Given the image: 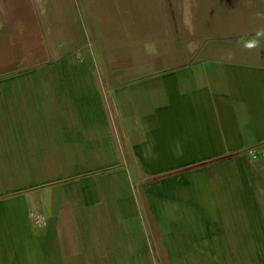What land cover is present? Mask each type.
I'll use <instances>...</instances> for the list:
<instances>
[{"label":"crops","instance_id":"crops-1","mask_svg":"<svg viewBox=\"0 0 264 264\" xmlns=\"http://www.w3.org/2000/svg\"><path fill=\"white\" fill-rule=\"evenodd\" d=\"M0 264H264V0H0Z\"/></svg>","mask_w":264,"mask_h":264},{"label":"rangeland","instance_id":"rangeland-1","mask_svg":"<svg viewBox=\"0 0 264 264\" xmlns=\"http://www.w3.org/2000/svg\"><path fill=\"white\" fill-rule=\"evenodd\" d=\"M258 152H263V151H254V150H247L246 153L244 154L245 157L247 158H254ZM235 156V155H234ZM201 166H207V164H203ZM190 168H185V170H188ZM178 172H181V171H178ZM147 181H143L142 184H145ZM50 182H42V183H37V189L39 188H47L50 186Z\"/></svg>","mask_w":264,"mask_h":264}]
</instances>
